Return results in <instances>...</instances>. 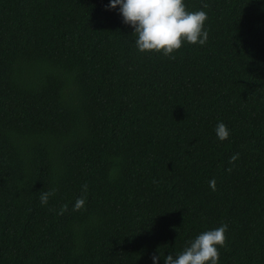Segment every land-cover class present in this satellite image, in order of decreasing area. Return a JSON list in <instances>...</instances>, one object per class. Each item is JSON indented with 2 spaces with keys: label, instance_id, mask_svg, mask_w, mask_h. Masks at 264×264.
Segmentation results:
<instances>
[{
  "label": "trees",
  "instance_id": "16d2710c",
  "mask_svg": "<svg viewBox=\"0 0 264 264\" xmlns=\"http://www.w3.org/2000/svg\"><path fill=\"white\" fill-rule=\"evenodd\" d=\"M109 3L0 0V264H153L222 224L218 264H264V0H185L208 40L175 59Z\"/></svg>",
  "mask_w": 264,
  "mask_h": 264
},
{
  "label": "clouds",
  "instance_id": "9594fccd",
  "mask_svg": "<svg viewBox=\"0 0 264 264\" xmlns=\"http://www.w3.org/2000/svg\"><path fill=\"white\" fill-rule=\"evenodd\" d=\"M123 17V23L133 28L136 37L135 46L141 53H160L170 59H175L174 53L185 43L189 45H205L208 32L204 28L208 19L203 10L188 11L185 0H110L107 9H116ZM204 8L208 5L203 4ZM215 133L221 142L227 140L230 131L223 122L216 125ZM239 154L230 158V162L238 159ZM231 171V169H228ZM210 187L215 191V180ZM87 192V185L82 186ZM54 191H45L40 195L42 205L48 203ZM85 197L76 200L74 210L79 211L85 205ZM228 226L222 224L218 228L205 231L187 242V246L178 254L153 255V264L160 259L164 264H218L219 248L226 244Z\"/></svg>",
  "mask_w": 264,
  "mask_h": 264
}]
</instances>
